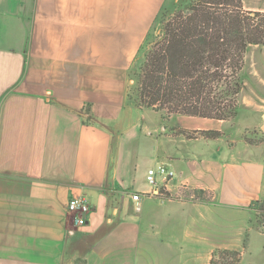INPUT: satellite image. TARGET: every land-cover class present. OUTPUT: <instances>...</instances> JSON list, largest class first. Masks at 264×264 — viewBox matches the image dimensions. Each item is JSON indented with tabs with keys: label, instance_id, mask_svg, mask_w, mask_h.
<instances>
[{
	"label": "crops",
	"instance_id": "1",
	"mask_svg": "<svg viewBox=\"0 0 264 264\" xmlns=\"http://www.w3.org/2000/svg\"><path fill=\"white\" fill-rule=\"evenodd\" d=\"M243 3L264 11V0ZM177 4L0 0V264H211L216 249H239L264 197V143L245 137L264 135V61L246 63L234 119L138 106L133 73ZM255 51L264 46L246 60ZM161 163L176 175L150 195L148 170ZM72 197L91 205L79 225ZM240 214V236L224 237V217Z\"/></svg>",
	"mask_w": 264,
	"mask_h": 264
},
{
	"label": "trees",
	"instance_id": "2",
	"mask_svg": "<svg viewBox=\"0 0 264 264\" xmlns=\"http://www.w3.org/2000/svg\"><path fill=\"white\" fill-rule=\"evenodd\" d=\"M251 45L264 46V11L247 10L243 0H188L159 17L135 69L129 97L140 107L220 120L237 117L242 73ZM207 138L218 130H181ZM206 192L204 190H196ZM250 207L264 216V199ZM240 250L218 248L211 264H241Z\"/></svg>",
	"mask_w": 264,
	"mask_h": 264
},
{
	"label": "rangeland",
	"instance_id": "3",
	"mask_svg": "<svg viewBox=\"0 0 264 264\" xmlns=\"http://www.w3.org/2000/svg\"><path fill=\"white\" fill-rule=\"evenodd\" d=\"M188 0H178V4L176 5L179 6L181 4L186 3ZM175 7V8H176ZM173 10H165L166 13H170ZM151 39V36H150ZM149 39V40H150ZM255 53V54H254ZM250 53L247 57L246 63L248 62V65L252 63L256 59L258 62L264 61V51L260 52H254ZM257 57H254V56ZM259 59V60H258ZM248 75L245 71V67L242 73V77L245 83L246 81L250 80L248 79ZM251 83V82H250ZM250 87H247V90ZM132 90V89H131ZM227 129L231 130L232 139H240L239 134L236 131V127H232L231 125H226ZM246 139L250 143H264V135H259L254 132H248L246 134ZM225 143H222L224 146ZM263 151H264V146H263ZM264 156V153L261 155ZM183 193L189 196H194L195 198H199L201 200H210L211 195L208 192H199L193 189H185L183 190ZM261 199H264L262 197ZM224 210H226L224 208ZM255 211V212H254ZM252 212V217L250 219L249 227L244 231V233L241 235V238L239 237L240 234H238L239 230L243 226L245 216L243 214H240L237 217H224V223H223V235L224 237L228 236H236L238 234V243L237 245L239 246L240 252L242 253V261L241 264H264V235L260 234L259 232H250V229L253 228L254 230H259L264 232V216H262L260 213H258L256 210Z\"/></svg>",
	"mask_w": 264,
	"mask_h": 264
},
{
	"label": "built area",
	"instance_id": "4",
	"mask_svg": "<svg viewBox=\"0 0 264 264\" xmlns=\"http://www.w3.org/2000/svg\"><path fill=\"white\" fill-rule=\"evenodd\" d=\"M176 175V171L170 165L161 163L157 166L149 168L147 173V183L151 186L150 195L165 196L162 184ZM134 199H140V193L133 194ZM68 211L78 215L75 220L76 225L85 220L86 215L91 211V205L82 197H72L67 205Z\"/></svg>",
	"mask_w": 264,
	"mask_h": 264
}]
</instances>
